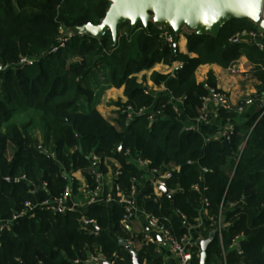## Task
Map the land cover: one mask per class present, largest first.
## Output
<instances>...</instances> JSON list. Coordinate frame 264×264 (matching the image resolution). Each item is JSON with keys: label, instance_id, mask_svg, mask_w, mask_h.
Here are the masks:
<instances>
[{"label": "trees", "instance_id": "obj_1", "mask_svg": "<svg viewBox=\"0 0 264 264\" xmlns=\"http://www.w3.org/2000/svg\"><path fill=\"white\" fill-rule=\"evenodd\" d=\"M109 6V0H0V64L9 66L0 72V221L22 211L26 201L60 196L67 185L82 199L71 172L81 171L87 188L94 189L92 170L104 173L109 159L119 162L116 180L126 191L132 178L142 176L131 160L138 156L148 161L149 171H171L166 186L174 190L172 198L162 193L156 199L147 190L145 211L160 226L176 237L186 235L196 226L206 198L209 215L227 224L220 235L210 221L198 227L201 238H210L207 263H221L223 251L226 264H264V111L233 127L226 144L184 125V120L194 123L202 98L215 87L211 73L205 82H196L200 65L230 69L245 56L249 76L264 91V48L233 40L242 32L257 33L259 26L234 19L216 36L187 32V53L166 44L159 37L162 26L151 21L147 29L138 23L133 32L129 23L119 25L115 42L109 31L100 38L72 33L71 27L99 24ZM61 25L71 35L49 53ZM23 57L32 63L16 67ZM173 62L181 63L173 76L153 70L149 75L153 83H165L170 96L155 99L137 83L139 72ZM109 87H123L126 97L117 103L114 123L96 109ZM171 97L182 98L184 120ZM126 106L141 113L127 120ZM119 145L125 156L115 153ZM92 155L98 161H91ZM122 212L118 204L62 214L36 209L0 232V264H75L91 252L115 264H132L123 245L129 234L119 223ZM81 217L95 224L83 230ZM92 228L99 231L92 233ZM199 253L195 246L191 264H200ZM136 255L140 264H162L156 246L143 240Z\"/></svg>", "mask_w": 264, "mask_h": 264}, {"label": "crops", "instance_id": "obj_2", "mask_svg": "<svg viewBox=\"0 0 264 264\" xmlns=\"http://www.w3.org/2000/svg\"><path fill=\"white\" fill-rule=\"evenodd\" d=\"M187 32L191 31L187 30L185 27H182L177 34L174 33L177 36L176 42L174 44H176V48L180 53H187V39L185 36ZM236 40L244 42L247 45H255V43L258 42L264 47V30H262L261 28L258 30L256 39H253L249 35V33H244L239 35ZM178 67H180L179 62H173L171 65L156 63L150 70H143L136 74L137 83L145 87L146 92L152 93L155 99H158V97L160 96H168L169 93L166 88V84L153 83L150 80L149 75L153 70L162 74H169L170 76H172L170 72L172 71V69H174L175 71V69H177ZM238 67L239 71L234 74L230 73L228 68H222L217 64L213 63L200 65L195 70L194 75L197 83L205 82L208 78V74L211 73L215 80V88L222 91L231 104L230 109L213 103L207 104L210 113L209 121L208 123L201 124L196 128L198 129L197 131H200L208 140L218 139L220 133L226 128L241 125L247 120H249L256 113L261 112V110H264V91L259 92L257 89L259 82L249 76L248 71L250 65L245 56L240 57V59L238 60ZM181 99V97H171V100L174 103L179 118L184 120ZM246 99H251L252 102L246 105L242 112H236L235 107L243 103V101ZM125 101L126 97L123 95V87H109L101 93V96L97 101L96 109L104 118L114 123V120L118 115L119 109L117 103H124ZM184 125L185 127H187L193 125V123L184 120ZM131 160H133V158H131ZM133 162L138 165L142 172V176L138 179V191L135 197V205L137 209L136 218L133 219L128 226H123L121 222L119 223L121 227L125 230L124 233L129 234V237L125 239H134L136 241V246L134 249H132L136 252V250H139L142 246L143 235L147 232L153 234V232L147 227L148 213H146L145 211V204L146 201L150 198V194L147 192V190L151 188V195H154L156 199L160 198L162 192L153 190V188L151 187V172L147 168L141 167L136 161ZM115 172H119L120 175V164L116 159H109V162L106 166V171L104 172V194L109 193L112 184L116 181V176L114 174ZM70 175L79 182L77 192L82 197V199H80L78 195H72L71 201L72 203L81 205L85 201V199L83 194L79 192V189L82 186L86 185L85 177L79 170L71 172ZM108 207L111 208L112 205H108ZM207 214H209L208 211L200 208L198 220L203 223H206ZM210 233V235H212L213 230H211ZM189 234L194 240L196 247L199 246L198 241L199 239L203 238H201L199 235L198 227H191L189 230ZM123 245L125 246V249L130 252L126 242ZM160 255L162 256V264H177L176 259L170 251L163 249ZM141 264L145 263L143 262Z\"/></svg>", "mask_w": 264, "mask_h": 264}, {"label": "built area", "instance_id": "obj_3", "mask_svg": "<svg viewBox=\"0 0 264 264\" xmlns=\"http://www.w3.org/2000/svg\"><path fill=\"white\" fill-rule=\"evenodd\" d=\"M263 16H264V10H263ZM159 34V37L168 45L174 44V35L172 32L168 31L167 29H163ZM249 33V35L256 39L257 33L256 32H242L240 34L236 35V39L239 35ZM71 35L69 31H66V29L61 25L59 26V37L56 39V43L49 49V53L56 52L60 47H63L64 44L67 42L68 37ZM256 46L259 48H264L260 43L256 42ZM32 59L23 57L19 60L17 66H22L23 64H31ZM181 63L179 62V66ZM9 68L8 65L0 64V72L5 71ZM230 73L234 74L239 71V67H233L229 69ZM170 74L173 76L174 69L170 72ZM182 100V99H181ZM252 102L251 99H246L243 101V103L237 105L235 107L236 112H242L246 105L250 104ZM208 103H213L216 105H220L222 107L231 108L230 101L226 97V95L218 90L215 87H211L208 89V93L206 96L202 98V104L200 109L198 110V115L195 118V121L193 125L187 126L186 129H194L198 130L196 127L208 123L210 118V113L208 110ZM175 107V106H174ZM176 110V108H175ZM264 111V110H263ZM123 112L126 114V118L128 120L133 119L135 115L141 112H135L132 110L130 106H126L123 110ZM233 132V127H228L225 130H223L218 139H224L228 140L230 134ZM134 161H136L141 167L147 168L149 163L147 160H142L138 156L133 158ZM91 161H98V158L94 155L91 156ZM94 174V182L96 184L94 189H88L86 185L82 186L79 189V192L83 194L85 201L81 204H75L72 203V190L70 185H67L63 191V193L55 198L40 200L38 199L34 204H32L30 201H26L24 203V209L20 212L14 213L12 218L10 220H3L0 224V232L3 228H8L10 225L21 218L32 216L33 212L36 209H43L46 211H50L54 214H62L68 210H85L88 207L94 206V205H113L118 204L122 207L123 212L120 219V222L123 226H128L130 222L136 218V205H135V197L138 191V179L132 178V184L129 187L128 190L124 191L118 184L117 180L112 184L111 190L109 193L104 194V188H105V179H104V173L98 171V170H92ZM152 177H151V187L153 190L160 191L161 188H164L167 190L166 181L171 177V171L167 168L163 169H152L151 171ZM116 178L119 176V172L114 173ZM62 176L67 178V174L62 171ZM195 188L199 190V187L195 185ZM204 190V189H203ZM32 192H36L35 188H33ZM173 191L167 190V194H172ZM202 209L208 211V200L204 198L202 200ZM182 218H184L183 215L180 214ZM207 221H210V225L217 224V229L220 230L222 227H225L227 224H223L221 222L220 217H218L217 221H215L214 216H210L207 214L206 216ZM80 224L81 229L87 230L90 226H93L95 224V221L93 219H88L86 217L80 218ZM203 222L197 220L196 227H199ZM147 227L153 232V234L146 233L143 235L142 240L145 243L154 244L156 246L157 253L161 254L163 249H166L172 253L174 258L177 261V264H191V258L193 254V248L196 246L194 243V240L189 234V231L186 235H183L181 237H176L174 235H171L169 231L164 227L160 226L159 221L156 217L153 215L148 214L147 215ZM195 227V226H194ZM190 230V229H189ZM92 233H96V231L92 228L90 229ZM159 238V239H158ZM127 245L131 247L132 249L136 246V241L134 239L127 240ZM222 261L219 264H226L225 263V254L222 251L221 254ZM75 264H115L113 258H107L105 255H103L101 252L95 253L91 252L86 257L80 259L74 260ZM244 264V263H241Z\"/></svg>", "mask_w": 264, "mask_h": 264}, {"label": "water", "instance_id": "obj_4", "mask_svg": "<svg viewBox=\"0 0 264 264\" xmlns=\"http://www.w3.org/2000/svg\"><path fill=\"white\" fill-rule=\"evenodd\" d=\"M109 1L110 6L99 24L94 25L89 22L83 26L71 27L72 33L100 38L109 31L115 42L119 25L129 23L130 31L133 32L138 23L147 29L148 22L151 21L155 27L165 26L175 34L185 27L195 34L216 36L226 23L234 19H249L264 30V0ZM233 40L235 41L236 37ZM173 47L176 49V44H173ZM223 144H226V140L223 141ZM115 153L125 156L122 145L116 148ZM160 191L167 194V190L164 188H161ZM169 197L172 198V194H169ZM95 231H99V228H95ZM198 242L200 247L199 262L208 264L206 248L210 239H199ZM128 249L132 256V263L140 264L136 252L129 246Z\"/></svg>", "mask_w": 264, "mask_h": 264}, {"label": "rangeland", "instance_id": "obj_5", "mask_svg": "<svg viewBox=\"0 0 264 264\" xmlns=\"http://www.w3.org/2000/svg\"><path fill=\"white\" fill-rule=\"evenodd\" d=\"M247 20H249V19H247ZM250 21V20H249ZM163 29H165V28H163ZM124 29H121V31H123ZM174 33V32H173ZM128 120V119H127Z\"/></svg>", "mask_w": 264, "mask_h": 264}]
</instances>
